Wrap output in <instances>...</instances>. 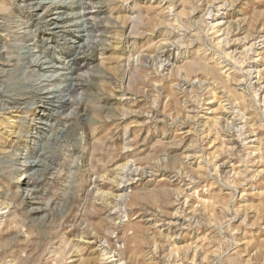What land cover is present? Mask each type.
Masks as SVG:
<instances>
[{
    "label": "rangeland",
    "instance_id": "1",
    "mask_svg": "<svg viewBox=\"0 0 264 264\" xmlns=\"http://www.w3.org/2000/svg\"><path fill=\"white\" fill-rule=\"evenodd\" d=\"M263 37L264 0H0V264H264Z\"/></svg>",
    "mask_w": 264,
    "mask_h": 264
},
{
    "label": "bare ground",
    "instance_id": "2",
    "mask_svg": "<svg viewBox=\"0 0 264 264\" xmlns=\"http://www.w3.org/2000/svg\"><path fill=\"white\" fill-rule=\"evenodd\" d=\"M59 0H53V3H54V6H56V2H58ZM81 4V3H80ZM60 6H62V5H60ZM174 7V6H173ZM166 8V7H165ZM210 8V7H209ZM218 9V8H217ZM211 10V9H210ZM209 10V11H210ZM216 12V11H215ZM169 13V12H168ZM172 13V12H171ZM207 13V12H206ZM210 13V12H209ZM208 13V14H209ZM211 13H212V10H211ZM217 14H219V13H217ZM212 15V16H209V17H207L208 19H212V21H215V18H216V16H218V15ZM220 15V14H219ZM222 15H225L224 13H222ZM206 17V16H205ZM84 18V17H83ZM223 18V17H222ZM218 21V20H217ZM63 22V21H62ZM223 22V21H222ZM227 22V21H226ZM205 23V22H204ZM207 23V22H206ZM210 23V25L211 26H213L212 28H217V27H219L220 25H221V22L219 21V22H209ZM208 23V24H209ZM54 24V26H58L59 25V23H56V22H54L53 23ZM9 25V24H8ZM75 25H77V27H82V29L83 28H85V23L83 22V24H81V23H79V22H77ZM74 25V26H75ZM226 27V26H225ZM208 28V27H207ZM219 29V28H218ZM217 29V30H218ZM222 29V28H221ZM226 29V28H225ZM211 30H213V29H211ZM94 31V30H93ZM205 31H206V29H205ZM210 31V30H209ZM220 31V30H219ZM17 31H15L14 33H16ZM23 31L21 30L19 33H22ZM207 32H208V30H207ZM206 32V33H207ZM221 32V31H220ZM219 32V33H220ZM218 33V34H219ZM222 33V32H221ZM230 33V32H229ZM22 35V34H21ZM208 35V34H207ZM261 35V34H260ZM218 36V35H217ZM217 36H215V38L217 37ZM221 36V35H220ZM226 37H227V34H226ZM226 37H225V39H226ZM224 38V37H223ZM232 38V37H231ZM257 38H259V37H253L250 41H248V43H250L251 42V44H248L249 46H246V44L244 45L243 44V49L241 50V52H239L238 53V55L239 54H243V53H247V51H249V52H251L252 53V51H253V53L254 54H256L257 52H258V48L260 47H256V39ZM217 39V38H216ZM220 39V38H219ZM263 39H264V37H263ZM218 40V39H217ZM220 40H218V42H219ZM225 41V40H224ZM223 41V42H224ZM234 41H235V39H234ZM243 41H246L247 42V40H243ZM255 41V42H254ZM260 41V40H259ZM217 42V41H216ZM226 42V41H225ZM225 42H224V44H225ZM16 43V42H15ZM18 44H19V42H17ZM16 43V44H17ZM211 43V42H210ZM238 43H239V41H238ZM166 44V43H165ZM212 44V43H211ZM218 45H220V43H217V46ZM227 45V47H225L224 48V50H223V52H222V55H221V58L222 59H220L221 61L223 60V63H225V62H230V60L232 59V58H234L233 56H235V54L238 52V51H240L239 50V48H235V49H232L231 47H230V45L229 44H226ZM232 45V44H231ZM235 45H237V44H235ZM261 45H262V43H261ZM79 45H76L75 47H72V48H74L73 50H71V54H70V56L72 57L71 58V61H74L76 58H77V56H78V54H79ZM166 47V46H165ZM242 48V47H241ZM222 49V48H221ZM238 49V50H237ZM262 49V48H261ZM163 51H161L160 53H159V55H164L165 53H166V51H164V49H162ZM169 50V49H168ZM247 50V51H246ZM220 52V51H219ZM249 52H248V54H249ZM216 53V52H215ZM250 53V54H251ZM252 53V54H253ZM249 54V55H250ZM258 55H260V52L259 53H257ZM158 55V56H159ZM237 55V54H236ZM257 56V55H256ZM160 57V56H159ZM236 58V57H235ZM250 58V57H249ZM256 59V58H255ZM259 60V59H258ZM249 62H250V60H249ZM254 62H255V60H254ZM28 64H30V63H28ZM27 64V65H28ZM162 64V63H161ZM235 64V63H234ZM224 65V64H223ZM227 65V64H226ZM230 65V64H229ZM233 65V64H232ZM242 65V64H241ZM29 66V65H28ZM27 66V67H28ZM36 66V65H35ZM164 66V65H163ZM246 66H248V65H246ZM251 66V65H250ZM260 65H258V67H259ZM223 67V66H222ZM230 67V66H229ZM256 66H251V68H255ZM234 68V67H233ZM236 68V67H235ZM240 68V67H239ZM262 68V67H261ZM25 69V68H24ZM212 69V68H211ZM226 69V68H225ZM228 69V68H227ZM231 69V68H230ZM237 69V68H236ZM241 69V68H240ZM249 69V68H248ZM252 69V70H253ZM256 69V68H255ZM245 70V69H244ZM260 70V69H259ZM240 71H242V70H240ZM239 71V73L241 74V72ZM248 71V70H247ZM250 72H251V70H250ZM210 73V72H209ZM214 73V72H213ZM224 73V72H223ZM244 73V72H243ZM242 73V74H243ZM254 73V72H253ZM255 73L256 74H258L259 73V71L258 70H256L255 71ZM210 74H212V73H210ZM215 74V73H214ZM221 74V73H220ZM228 74L229 73H227V74H225L224 76H228ZM261 74V73H260ZM244 75V74H243ZM250 75V74H249ZM260 76V75H259ZM258 76V77H259ZM246 77V76H245ZM34 78V77H33ZM38 81H40V80H34V82H33V84L31 85V88H36V86H38V85H42L45 81L44 80H41L40 82H38ZM241 81V80H240ZM256 81V80H255ZM260 81V80H259ZM48 82V81H47ZM50 82V81H49ZM48 82V84H47V86H46V88H45V91L46 90H48V89H50V87H52V85L50 84ZM199 83V82H198ZM197 84V83H196ZM261 84V83H260ZM30 85V84H29ZM60 86V85H59ZM58 86V87H59ZM74 84H71V83H69V84H63V86L61 87V88H56L53 92H50L49 94H57V97H55V99H51L52 97H50V96H48V97H46V99H45V102H46V104L47 105H50L51 107H52V109H54V110H61V109H65V107L67 106V100H65V96L63 95V93H65V92H67L68 91V89H70V90H73L74 89ZM29 87V86H28ZM55 87H57L56 85H55ZM194 87V86H193ZM260 88V87H259ZM213 91V90H212ZM217 91V90H216ZM48 92V91H47ZM260 92H261V89H260ZM23 93V92H22ZM215 93V92H214ZM25 94V93H24ZM19 95V94H18ZM209 95V94H208ZM223 95V94H222ZM28 96V95H27ZM55 96V95H54ZM236 96V95H235ZM28 98V97H27ZM30 98V97H29ZM221 98V97H220ZM244 98V97H243ZM263 99V98H262ZM217 100V99H216ZM216 103H218V102H216ZM221 104V103H220ZM3 107V106H2ZM54 107H56V108H54ZM224 108V107H223ZM228 108H229V105H228ZM225 110H226V107H225ZM236 110V109H235ZM213 111V110H212ZM230 111V110H229ZM223 112V111H222ZM226 112V111H225ZM224 112V113H225ZM213 113V112H212ZM239 113V112H238ZM241 113H243V112H241ZM229 114H230V112H229ZM50 116V115H49ZM214 116V115H213ZM219 116V115H218ZM227 116V115H226ZM60 119V118H59ZM216 122V120H214V123ZM211 124V123H210ZM243 124V123H242ZM249 124V123H248ZM238 125V124H237ZM238 130V129H237ZM235 131H236V128H235ZM65 132V131H64ZM246 132V131H245ZM244 132V136H245V133ZM253 132V131H252ZM63 134V133H62ZM239 134V133H238ZM241 134V133H240ZM243 134V133H242ZM251 134V133H250ZM237 136V135H236ZM243 136V137H244ZM247 136V135H246ZM232 137H235V136H232ZM239 137V139H240V136H238ZM238 137H237V139H238ZM230 139H232V138H230ZM247 139V138H246ZM240 140H242V139H240ZM254 141V140H253ZM245 143H246V141H244ZM239 143V142H238ZM249 143V142H248ZM240 144V143H239ZM236 145H238V144H236ZM245 146V145H244ZM232 147V146H231ZM245 147H247V146H245ZM237 148V147H236ZM253 148V147H252ZM238 149V148H237ZM259 150V149H258ZM257 150V151H258ZM260 151V150H259ZM191 155V154H190ZM189 159V158H188ZM231 159V158H230ZM255 162V161H254ZM199 165V164H198ZM232 165V164H231ZM24 166V173H22L21 174V176H20V179L21 178H23V177H25V175H26V173H28V171H30L31 169H32V167L29 165H27V164H25V165H23ZM232 166H234V165H232ZM125 168V167H124ZM132 168H135L134 167V165H133V167ZM232 168V167H231ZM143 169V168H142ZM135 170L136 171H140L141 169L139 168H135L134 169V172H135ZM128 171H131V170H128ZM142 172H144V171H142ZM153 172V171H152ZM131 173H132V171H131ZM137 173V172H136ZM125 174V173H124ZM141 174V173H140ZM138 175V174H137ZM142 175H144V173L142 174ZM131 177V176H130ZM123 178H125V177H123ZM26 179H27V177H26ZM134 179H136V178H134ZM127 180V179H126ZM93 182V181H92ZM24 183H26V182H24V181H22V183L17 187V192H19V191H23V192H26V194L28 195V193H27V188L25 187V186H23V184ZM24 187V188H23ZM91 189V188H90ZM180 198V197H179ZM186 198V197H185ZM103 199V198H102ZM177 200H179L178 198H177ZM102 203V202H101ZM181 204V203H180ZM4 205V204H3ZM179 205V204H178ZM186 205V204H185ZM34 209V208H33ZM37 209V208H36ZM2 210V209H1ZM176 216V215H175ZM170 218V217H169ZM182 221H184V220H182ZM172 223L173 222H171L170 220H169V224H171L172 225ZM185 225V224H184ZM195 245V244H194ZM196 246V245H195ZM105 251V250H104ZM173 251V250H172ZM113 253V252H112ZM169 253V252H168ZM171 253V252H170ZM116 254V253H115ZM188 254V253H187ZM106 255V254H105ZM118 255V254H117ZM111 256V255H110ZM170 256V255H169ZM175 256V255H174ZM206 256V255H205ZM193 256H191V258H192ZM195 258V257H194ZM163 260V259H162ZM188 260V259H187ZM176 261V260H175ZM193 262V261H192ZM121 264H123L122 262H121Z\"/></svg>",
    "mask_w": 264,
    "mask_h": 264
}]
</instances>
